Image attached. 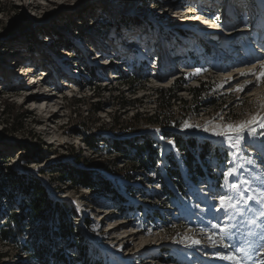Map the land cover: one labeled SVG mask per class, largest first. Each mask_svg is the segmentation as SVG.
<instances>
[{
    "label": "rangeland",
    "instance_id": "1",
    "mask_svg": "<svg viewBox=\"0 0 264 264\" xmlns=\"http://www.w3.org/2000/svg\"><path fill=\"white\" fill-rule=\"evenodd\" d=\"M244 1L0 0V131L7 119L4 103L27 113L22 129L0 136V180L9 182L6 174L17 170L36 178L51 202L65 205L78 232L61 237L51 226L50 239L49 222L14 224L11 218L27 197L7 182L0 230L12 234L0 239V264H234L218 258L234 249L212 246L209 235L239 249L240 264H264V129L253 126L239 142L235 134H213L264 117V19L249 20ZM224 11L233 21L223 31L228 37L205 36ZM183 34L187 39L181 41ZM150 54L152 61L172 65L168 75L150 71ZM136 66L145 79L137 80ZM181 68L190 74L179 76ZM27 73L45 79L40 93L26 89ZM172 77L180 80L172 85ZM200 83L205 91L196 99L190 91ZM160 90L174 96L164 111ZM30 96L51 101L52 108L36 109ZM121 97L135 103L119 109ZM99 100L101 109L90 111ZM49 113L56 115L47 122ZM186 138L195 141L194 149ZM145 141L155 150L136 157L132 148ZM72 151L92 161L112 192L102 196L55 180L52 165L70 162ZM186 151L206 163L198 164L205 175L194 182L182 164ZM228 169L235 172L233 182L248 181L239 197L222 175ZM221 195L230 202L215 211ZM212 224L227 228V235Z\"/></svg>",
    "mask_w": 264,
    "mask_h": 264
},
{
    "label": "trees",
    "instance_id": "2",
    "mask_svg": "<svg viewBox=\"0 0 264 264\" xmlns=\"http://www.w3.org/2000/svg\"><path fill=\"white\" fill-rule=\"evenodd\" d=\"M134 75L136 76L137 80H143L146 78L147 74L143 73L141 68L136 66ZM96 67L89 68V71L93 76H96ZM96 80V79H95ZM124 80H127V78ZM131 83H128L130 85ZM204 83H200V85L196 88H193L190 93L192 94V97H195L196 99L199 98V96L205 91ZM99 95V94H98ZM173 95L169 94L164 95V92L162 90L159 91V103L161 105L162 110L164 111V108L169 106L171 99H173ZM157 98V99H158ZM135 100H125L123 97L120 98V103H118L119 109L125 108L129 104H134ZM165 103L167 104L165 106ZM11 105V104H10ZM10 105L7 103H4L1 108V114L7 115V119L5 120L4 127L0 131V136L3 137L9 133H15L18 130L23 128V118L27 115V113L22 112L21 110H17L14 107L10 108ZM103 106V103H101V100L95 103H90V111H99L101 107ZM138 113V112H137ZM25 115V116H24ZM138 114L134 116L137 117ZM163 116H165V113H163ZM152 119V116H150L147 120ZM178 142L184 143L182 137H177ZM187 139V138H186ZM86 145L90 148H92L95 151H100V148L98 145H95L94 142H85ZM177 143V142H176ZM186 143H189L192 149H194L195 141L187 139ZM133 145H130L132 147ZM134 150V155L136 157L140 156V153L142 151H149V153H153V150L151 147V144L148 143V141H145L144 145L142 147H134L132 148ZM191 150V149H190ZM68 161L70 162H57L52 165L51 168H53L52 172H54L57 175V178L55 180L59 181L60 183H69L75 188H87L88 190H91L92 192L99 191V193L104 196L105 193L103 192H112L110 190V184L107 182L106 178L101 174V172L91 167L92 161L85 160L84 157L78 156V158L75 157L74 152L72 151L71 156L69 155ZM152 157V156H151ZM150 157L149 160H152ZM198 157L203 160V155L201 153H198ZM73 160V161H72ZM133 161V159H132ZM148 161V160H147ZM152 163V162H147ZM183 166H185V173L187 174V179L191 182L195 181L196 177H202L205 175V172L202 170V167H199L198 164H204L201 163L198 159L195 157V153H189V151H186L183 155ZM106 165V163H104ZM134 166V165H132ZM136 168V167H135ZM164 174L169 177H171V172ZM6 178H10V181L8 182V186L12 183L13 186L18 185L22 187V192L24 196L27 197L24 198L21 201V208L18 214L14 213L13 217L11 218V221L14 224H20L22 220L28 219L29 221L33 222L34 224L40 225L43 223L44 225L46 223H50V229L47 231V235H49V238L52 239V235L55 234L51 230V226H57L60 229V236L61 237H74L78 234V232L73 229L70 221L71 219L68 218L67 214V208H65V205L62 203H59L58 201L51 202L50 199H48V194L45 189V187L39 183V181L36 178H32L28 176L27 174L20 172V171H10L9 174H6ZM174 178L176 180H180L182 176L179 172H176L174 175ZM6 180H0V195H3L5 193V189L7 188ZM115 196L120 197V194L113 190ZM69 220H68V219ZM67 219V220H66ZM8 221V220H7ZM88 222H86V225ZM46 226V225H45ZM12 234L11 229L7 230H0V239H7ZM42 257V254L40 255Z\"/></svg>",
    "mask_w": 264,
    "mask_h": 264
},
{
    "label": "snow or ice",
    "instance_id": "3",
    "mask_svg": "<svg viewBox=\"0 0 264 264\" xmlns=\"http://www.w3.org/2000/svg\"><path fill=\"white\" fill-rule=\"evenodd\" d=\"M262 67H264V61H262ZM199 69H197V74H199ZM241 75H245L244 72L240 73ZM262 76H264V73H261ZM259 79V77H258ZM242 90V89H241ZM261 107H264V105H261ZM258 125V127L260 129H264V117H257V116H253L251 121H246L243 122L239 125H235V126H228L226 131H217L214 132L213 134L216 136H224L226 139H231V135L230 134H235V139L237 142H239L241 135L246 131L249 130L251 128H253V126ZM185 127L186 128H190L192 127L191 125L187 124V122H185ZM205 131H208L207 128L204 129ZM161 139H164L163 136H161ZM169 144H172L173 147H175L174 141L169 140L168 141ZM222 175L226 178V182L230 185V188L233 192H235L237 194V196H240V192H241V186L242 184H247L248 181L247 180H238L236 182L232 181V177L235 176V172L232 169H228L225 173H222ZM247 189H245L246 191ZM230 197H227L225 195H221L218 199V204L219 207L215 208V211H221V210H226L227 206L230 202ZM249 200H252V197H248ZM257 203H262L261 201H257ZM262 215H264V213H262ZM211 227L213 229H217L220 233H224L225 235H227L228 233V229L221 226L220 224H212ZM209 240L212 242V246L214 247H220L223 246L226 249H234L233 251H228L227 254H218V258L221 260H227V261H233L234 264H240V260L237 258L236 256V251H238L239 249H235L234 245L232 244H225L223 242V238L221 239L220 242H217L215 239L214 235H209ZM187 239V238H186ZM192 244L193 245H199L200 241L199 240H192Z\"/></svg>",
    "mask_w": 264,
    "mask_h": 264
},
{
    "label": "bare ground",
    "instance_id": "4",
    "mask_svg": "<svg viewBox=\"0 0 264 264\" xmlns=\"http://www.w3.org/2000/svg\"><path fill=\"white\" fill-rule=\"evenodd\" d=\"M199 14H201V11L200 12H198V15ZM223 14L225 15V11L223 12ZM252 17V16H251ZM222 18H223V16H222ZM233 24V23H232ZM231 24V25H232ZM207 27V26H206ZM204 31V30H203ZM205 32V31H204ZM209 31H206V33H205V36H207V35H209V34H211V33H209V34H207ZM216 32H219V29L218 30H216ZM222 32V31H221ZM223 33V32H222ZM224 35H225V33H223ZM213 35V34H212ZM215 35V34H214ZM213 38H217V37H213ZM212 38V39H213ZM231 38H233V37H231ZM220 39V38H219ZM214 41V40H213ZM213 43V42H212ZM132 46L131 47H133L134 45L133 44H131ZM162 57H160V58H158V59H161ZM179 60V58L177 57V59H176V61H178ZM160 65V63H156L155 64V68H157V66H159ZM30 70H29V72H31V71H36L33 67H28ZM44 81H45V79H44ZM27 99H31L32 100V102H34V105L36 106L35 108L36 109H38V110H43L44 112H46L47 110H48V108L49 109H51L52 107L49 105V104H51V101H47V100H40V99H38L37 97H34V96H30L29 98H27ZM42 102V103H41ZM38 103H40V104H38ZM48 103V104H47ZM37 104V105H36ZM56 114H52V113H49V118H48V120H47V122H49L51 119H53V117L55 116ZM46 121V120H45ZM99 215H98V218H100V216L101 215H103L104 214V210L102 209V208H99Z\"/></svg>",
    "mask_w": 264,
    "mask_h": 264
}]
</instances>
